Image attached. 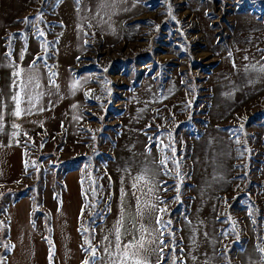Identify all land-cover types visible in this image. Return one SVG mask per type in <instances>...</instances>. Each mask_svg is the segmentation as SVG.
I'll return each instance as SVG.
<instances>
[{"label":"rangeland","instance_id":"374dc122","mask_svg":"<svg viewBox=\"0 0 264 264\" xmlns=\"http://www.w3.org/2000/svg\"><path fill=\"white\" fill-rule=\"evenodd\" d=\"M63 8L77 17L73 25L85 43L70 67L73 75H86L83 121L76 135L26 136L24 176L13 189H0L1 231L5 207L22 193L46 235L73 165L83 197L81 261L91 259L83 250L86 237L102 254V237L115 239L122 212L125 229L134 231L130 174L171 143L182 176L169 160L171 175L161 170L151 198L167 209L161 219L171 220L165 243L174 232L187 257L183 264L258 260L257 245L264 243V77L244 69L264 63V0H124L100 15L96 0H0V68L11 69L16 51L34 45L54 54L67 28ZM26 18L45 35L38 37ZM171 250L168 243L164 252Z\"/></svg>","mask_w":264,"mask_h":264},{"label":"crops","instance_id":"0c3cea01","mask_svg":"<svg viewBox=\"0 0 264 264\" xmlns=\"http://www.w3.org/2000/svg\"><path fill=\"white\" fill-rule=\"evenodd\" d=\"M61 12L67 28L55 43L54 54H45L34 45L30 47L32 50L16 51L14 56L17 62L14 60L11 69L6 66L0 68V189H13L22 180L25 171L22 142L27 135L54 136L63 132L76 135L83 121L86 75H73L70 67L85 49V43L73 25L77 17L68 9L63 8ZM112 32L107 34L114 35ZM21 53L23 59L20 58ZM49 69L55 73L51 76L55 87L50 82ZM28 70L39 74L40 88H36L34 94L43 91L44 95L35 103L31 114L26 115L23 109L28 106L27 97L21 93L22 111L17 117L12 114L16 107L12 97L20 90L14 80H22L23 73ZM14 71H21L22 75L14 77ZM73 84H76L75 90ZM63 184L61 205L50 215L53 264H82L79 221L83 197L79 173H66ZM3 213L7 221L9 242L12 244L6 264H49V248L33 222L31 199L27 196L10 202ZM129 240L123 239L125 243ZM152 259L155 260V256Z\"/></svg>","mask_w":264,"mask_h":264},{"label":"snow or ice","instance_id":"6c2138e0","mask_svg":"<svg viewBox=\"0 0 264 264\" xmlns=\"http://www.w3.org/2000/svg\"><path fill=\"white\" fill-rule=\"evenodd\" d=\"M123 2L124 0H96L97 15H100V13L105 9L114 10L118 4ZM77 3H79V0H77ZM39 20L40 17L37 16L35 21ZM35 21L26 18L23 22L36 26L38 37L44 36L45 33L39 29V27L35 24ZM89 27H91V25H89ZM43 47L47 50L49 47L47 41L43 42ZM20 58L23 59V53H21ZM245 59L247 60V57H245ZM34 67L35 61H33V68ZM244 70L248 73L255 72L258 76L264 77V63L259 61L257 64L246 66ZM49 73L50 82L55 87V81L51 80V76H54L55 73H53L51 69H49ZM21 75V71L13 72L14 77H20ZM249 82L252 83L254 81L250 80ZM14 83L17 84L20 91L13 94L12 99L14 100L16 107L12 114L17 117L21 115V93H23L24 97H27L28 105L23 109V112L26 115L31 114L33 108L35 107V103L41 96L44 95L43 91L34 94L35 89L40 88L38 72L28 70L23 73L22 80H14ZM72 87L75 90L76 84H73ZM40 110L42 111L43 108ZM13 127H16V125H13ZM0 128H2V125H0ZM13 135H15V133H13ZM169 135H171V133H169ZM237 142L239 141L237 140ZM165 149H167L171 155L165 154ZM160 153V158L153 157L149 165H146L138 174H130V178L132 179L131 194L136 201V213L135 215L129 214L128 219L134 231H128L125 229V214L122 212L120 220L114 225L113 231L115 239L111 240L109 239V236L102 237L99 245V250L102 254H98V248L93 246L91 239L87 237L85 238V244L87 247H84L83 250L85 253L91 254V259L83 260L82 264H183V261L187 259V257L184 256L183 245L175 243L174 232L168 233L171 237L168 243L172 245V250L168 253L164 252V248L168 247V243H165L163 239V230L171 227V220H162L160 214L165 213L167 209L158 207L157 202H151V198L154 196L156 188L159 187L157 177L160 175L161 170L163 169L166 175H171V173L167 170V163L169 160H171L175 166L176 177L182 176L179 162L176 158V149L174 144L169 143V145L161 147ZM152 165L155 167H152ZM174 187L179 194V185ZM97 191V188L92 189L93 198L97 195ZM176 199H179V195H177ZM157 201L159 204L164 203L163 201H159L158 198ZM92 208H95V204L92 205ZM96 215H99V213H96ZM153 218L154 225L152 224ZM141 221H146L147 223H143ZM122 229L125 230L122 232ZM234 230L235 229L233 228V231ZM88 231L89 228L85 227L82 234L87 233ZM101 231H103V229ZM124 236H130L131 239L125 243L123 241ZM262 240H264V238H262ZM193 242H195L194 237ZM176 248L181 249L179 254L176 253ZM257 251L261 253V256L258 260L250 261V264H264V243L257 245ZM153 256H155V260L152 259ZM165 257H167L166 260ZM49 258L50 260L52 258L51 252ZM3 260L4 258L0 257V262ZM205 264H208V261H205Z\"/></svg>","mask_w":264,"mask_h":264},{"label":"trees","instance_id":"16d2710c","mask_svg":"<svg viewBox=\"0 0 264 264\" xmlns=\"http://www.w3.org/2000/svg\"><path fill=\"white\" fill-rule=\"evenodd\" d=\"M70 161L66 162L64 165H70ZM75 166L71 165L70 169L67 172H71V171H76V168H74ZM62 189L64 190V184L62 185ZM11 193H15V191L11 192ZM28 195L19 193L18 195H16V197L12 200V202H15L17 200H19L22 197H27ZM29 197V196H28ZM30 198V197H29ZM31 199V198H30ZM58 205L55 208L58 209L59 206L61 205V195L58 197ZM82 214V213H81ZM49 220V226H50V230L48 231V233L44 236H42L43 240L47 243L48 248H49V255L50 252L52 254V258L50 260L49 258V264H53V257H54V244H53V235H52V230H51V221ZM12 251V244L9 242V238H8V228H7V221H5V228L1 231L0 229V257H3L4 260L2 262H0V264H6V260L7 257L9 256V254Z\"/></svg>","mask_w":264,"mask_h":264}]
</instances>
